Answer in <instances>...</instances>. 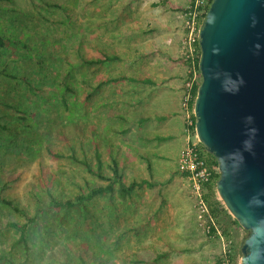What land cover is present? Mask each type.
<instances>
[{"label": "trees", "instance_id": "trees-1", "mask_svg": "<svg viewBox=\"0 0 264 264\" xmlns=\"http://www.w3.org/2000/svg\"><path fill=\"white\" fill-rule=\"evenodd\" d=\"M67 1L76 0H27V6L8 0L10 15L0 20V264H157L173 244L146 241L150 221H122L117 206L158 179L142 169L137 175L138 164L128 161L122 140L107 137L77 109L95 87L119 79L103 77L93 86L88 68L121 61L128 48L118 39L99 46L94 56L84 45L86 35L75 47L67 44V32L59 28L72 23ZM108 1L106 10L118 2ZM114 21V15L104 20ZM204 161L212 169L202 186L212 220L208 232L216 235V223L233 238L240 226L217 198L216 160L209 153ZM238 253L233 241L232 262ZM221 258L216 264H223Z\"/></svg>", "mask_w": 264, "mask_h": 264}, {"label": "water", "instance_id": "water-1", "mask_svg": "<svg viewBox=\"0 0 264 264\" xmlns=\"http://www.w3.org/2000/svg\"><path fill=\"white\" fill-rule=\"evenodd\" d=\"M197 141L215 192L246 231L238 264H264V0H211L198 33Z\"/></svg>", "mask_w": 264, "mask_h": 264}, {"label": "rangeland", "instance_id": "rangeland-1", "mask_svg": "<svg viewBox=\"0 0 264 264\" xmlns=\"http://www.w3.org/2000/svg\"><path fill=\"white\" fill-rule=\"evenodd\" d=\"M14 1L16 3L21 2L22 6H27V0ZM89 1L90 0L87 1L86 9L81 7V4L84 3L85 0H76L75 2L67 1L65 4H63L64 7L71 6L72 13V23L59 27L61 30H65V32H67V38H65V42L70 46L75 47L78 45L76 39L80 35H86L87 41L84 43V45L87 46L89 53L94 56H98L99 46H114V41L118 39H122L125 42L126 47L130 48L129 51H126L124 48V51L122 52V62H108L100 66L98 69H96V65L88 68L87 78L90 83L95 86L100 78L116 75L119 69H121V65L123 66L122 68L125 74L127 73L126 69L129 57L128 55L130 53L131 57L134 56L132 50L134 47L137 49V43L134 44V42H131V38L130 40H125L127 36L126 38L120 36L121 32L119 31L123 32L125 27L117 31L120 27L117 21L112 23H106L107 21L104 22L105 19H108L114 15L113 10H106L110 5V1L107 0L106 2V0H98L97 2L88 4ZM122 1L125 0H118V2H116V6H120ZM178 1L180 0H157V2L161 4L159 8H155L154 10L152 8H148V10L150 11L151 15L157 17V19L160 21L163 18L161 14L165 11L164 9L173 8L175 5L174 3ZM147 2L150 3L152 0H148ZM133 5L135 7L136 3L134 2ZM0 7L1 20L2 16L10 15L9 11L13 6L12 3L8 2V0H0ZM157 12H160L161 14ZM169 16L170 15L168 14L164 16V18L166 17V21L169 20ZM111 29L112 33H115V39L112 36V42L110 41L109 37V32ZM2 31L3 27L0 26V32ZM81 42L83 43V41ZM63 52L64 49L59 52L60 55H62ZM4 85L5 84H2L1 86ZM96 91L97 92H93L92 97L87 100L85 105L79 102L77 104V109L78 112H85L87 118L91 122L100 123L104 120L100 121L97 119L96 115H93V100L94 97L96 99L98 97L104 99L107 97V93H105L104 89L102 88ZM108 92V96L111 97L112 91ZM94 93L97 95L94 96ZM82 97L83 91L78 89L77 98L82 99ZM120 124L121 127H125L127 129L125 133L118 136L120 139L127 137V139H123L121 141L122 145L133 143L132 145L134 146V149L132 147H126L124 149V152L129 157L128 159L132 160L136 165L138 164V169L134 170V172L138 171V173H136L137 175H139L140 169L144 170L145 174L151 172L153 176L158 179L157 182L159 183L153 188L144 187L143 189L138 190V194L133 196L131 202H126L124 205L118 204L117 207L120 208V219L122 221L126 220L128 223L132 221H141L144 219L148 220L150 221V224L147 226L149 239H146V241L151 239V241L157 240L158 244H162V242L165 241H169L173 244L171 248H168L169 253L167 259L158 262L157 264H216L214 258L215 256H219V242L221 250L223 245H230L232 248L233 241L236 242V246L240 247L246 236V231L242 228L236 229V235L233 238L225 237L216 223V235H210L207 231V222H205L206 220L203 217L196 198L191 191L190 181L187 177L184 178L179 175V169L177 166L178 158L177 161L174 162V160H176L175 154L180 148L179 144H171L172 142L168 140H165L164 142L156 141V145L154 146L142 147L144 148L143 152L141 145H139L140 147L135 146L136 142L133 139V137L136 136L134 134L137 130L136 126H132V131H130L131 125H128L127 121L120 122ZM159 127L161 128L158 129ZM138 132L141 131L139 130ZM151 133L153 136H158L160 135L159 133L165 134L166 129L164 130L162 125H155L154 123L150 134ZM109 136L114 140H119L116 134H113L112 132H109ZM198 145L200 147L201 157L206 159L209 153L202 147L200 143ZM135 148L136 150H139V153H137ZM146 152L165 153L168 160H152V158H150L151 160L148 161L150 168L148 169L146 167V162L141 161V159L137 157L140 156V154H146ZM145 157L149 158L151 156H143V158ZM129 174L130 172L127 173V175ZM189 205H191V208L188 207ZM194 221H196L197 226H195V224L193 225ZM2 245L3 243H1L0 240V246ZM239 255L240 253L236 254V261L234 264H238Z\"/></svg>", "mask_w": 264, "mask_h": 264}, {"label": "crops", "instance_id": "crops-1", "mask_svg": "<svg viewBox=\"0 0 264 264\" xmlns=\"http://www.w3.org/2000/svg\"><path fill=\"white\" fill-rule=\"evenodd\" d=\"M147 1L125 0L119 7L116 4L112 5L111 10L120 25L117 31L125 27L123 32L120 31V36L125 38L127 36V40L131 38V42L137 43V49L134 47L132 50L133 57L130 53L128 55L127 73L125 74L121 65V69L116 74L119 79L105 83L101 87L107 93V97L104 99L94 97L93 115H96L100 121L104 120L94 123V125L102 126L107 137L109 132L118 137L127 130L125 127H121L120 122L127 121L128 125H131L130 131H132V126H136L137 130L134 133L136 136L133 139L136 142L135 146L140 147L139 145H141V148L154 146L156 141L164 142L165 140L171 141V144H179L180 148L175 154V162L190 141L185 130V115L182 108L188 64L181 54L183 28L182 19L179 17L187 0L174 3L173 8L164 9L162 14L157 12L163 16L160 21L151 15L148 8L154 10L161 4L157 0H152L150 3ZM134 2L136 3L135 7ZM167 14L170 16L166 21L164 16ZM112 35L111 29L109 32L111 42ZM96 90L99 89L95 87L93 92H97ZM108 91H112L111 97L108 96ZM96 95L94 93V96ZM154 123L162 125L163 129H166V133H159L158 136L150 134ZM139 130L141 132H138ZM123 139H127V137L120 140ZM132 144H127L126 147L134 149ZM198 148L200 150L199 145ZM143 150L144 148H142ZM136 151L139 153L138 149ZM145 155L151 157L143 158ZM137 157L144 162L150 161V158L152 160H168L167 155L162 152H146V154H140ZM128 161L133 162L130 159ZM188 207L191 208V205ZM194 224L197 226L196 221ZM221 251L219 242V259ZM217 257L215 256V261Z\"/></svg>", "mask_w": 264, "mask_h": 264}, {"label": "built area", "instance_id": "built-area-1", "mask_svg": "<svg viewBox=\"0 0 264 264\" xmlns=\"http://www.w3.org/2000/svg\"><path fill=\"white\" fill-rule=\"evenodd\" d=\"M210 2L211 0H187L184 9L179 15V17L182 19L183 28L181 54L188 64V76L184 84L182 108L185 115V130L190 141L179 155L177 166L179 171L186 173V177L190 181L191 191L196 198L203 217L206 220L205 222H207L209 219L211 220V218L209 217L206 203L202 198V186L211 178L212 169L206 165L198 148L199 142L197 141L195 135L193 125L194 120L192 119V103L195 96H193L192 89L193 86H197L200 82V72L195 66L200 55L198 33L201 27V22ZM230 252L231 246L223 245L221 251V259L223 264H234V262H232L231 258L229 257Z\"/></svg>", "mask_w": 264, "mask_h": 264}]
</instances>
